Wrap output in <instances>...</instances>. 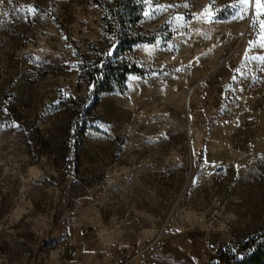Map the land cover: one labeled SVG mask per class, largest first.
<instances>
[{
  "label": "rangeland",
  "instance_id": "rangeland-1",
  "mask_svg": "<svg viewBox=\"0 0 264 264\" xmlns=\"http://www.w3.org/2000/svg\"><path fill=\"white\" fill-rule=\"evenodd\" d=\"M239 2L146 0L120 54L113 0H0V264H220L264 230V15ZM108 55L142 73L91 95Z\"/></svg>",
  "mask_w": 264,
  "mask_h": 264
},
{
  "label": "trees",
  "instance_id": "trees-1",
  "mask_svg": "<svg viewBox=\"0 0 264 264\" xmlns=\"http://www.w3.org/2000/svg\"><path fill=\"white\" fill-rule=\"evenodd\" d=\"M146 0H113L112 6L106 8L108 32L116 44V52L124 54L132 47L147 41L141 36H134L133 30L141 22ZM157 1V0H154ZM112 56L92 70L90 81L91 95L124 89L131 74H141L136 66L125 62L111 64ZM98 99V98H97ZM99 100L90 112L96 109ZM85 134V127L81 130ZM220 264H264V230L240 244L234 252H223L219 256Z\"/></svg>",
  "mask_w": 264,
  "mask_h": 264
},
{
  "label": "snow or ice",
  "instance_id": "snow-or-ice-1",
  "mask_svg": "<svg viewBox=\"0 0 264 264\" xmlns=\"http://www.w3.org/2000/svg\"><path fill=\"white\" fill-rule=\"evenodd\" d=\"M250 6L256 16L264 15V0H240L238 5H233L232 7H234L236 12L239 13L247 12ZM233 18H236V16L234 15ZM259 26L261 29H264V22H260ZM260 46L264 47V44H261ZM251 59H260L264 61V57H252Z\"/></svg>",
  "mask_w": 264,
  "mask_h": 264
},
{
  "label": "bare ground",
  "instance_id": "bare-ground-1",
  "mask_svg": "<svg viewBox=\"0 0 264 264\" xmlns=\"http://www.w3.org/2000/svg\"><path fill=\"white\" fill-rule=\"evenodd\" d=\"M249 129H250V127L248 128L246 125L245 126H243L242 127V130H243V133H246V136H247V138L244 140V139H242V136H239V138H238V140L236 141V142H234L233 143V145H234V147L235 148H237L238 147V145H244V147L245 148H247V147H251L252 145H253V143H254V141H253V136L250 134V132H249ZM136 140V139H135ZM140 140V139H139ZM147 141L149 142V143H147V145L148 146H145L144 148H142L141 149V151H140V149L138 150L139 152H142V151H144V153H149V155H152V153H153V148H155V147H153V145H151V143L152 142H155L152 138H148L147 139ZM142 142V141H141ZM143 144H144V142H143ZM153 144V143H152ZM152 146V147H151ZM155 150V149H154ZM156 151H157V149H156ZM222 155L223 154H218L217 156V161H221V159H222ZM150 158V157H149ZM216 161V162H217ZM216 183L218 184V185H221L222 183H220V182H218V181H216Z\"/></svg>",
  "mask_w": 264,
  "mask_h": 264
},
{
  "label": "built area",
  "instance_id": "built-area-1",
  "mask_svg": "<svg viewBox=\"0 0 264 264\" xmlns=\"http://www.w3.org/2000/svg\"><path fill=\"white\" fill-rule=\"evenodd\" d=\"M162 242H161V240H156L154 243H153V245H152V249L155 251V252H159V251H161V249H162ZM76 255L75 254H72V257H75Z\"/></svg>",
  "mask_w": 264,
  "mask_h": 264
}]
</instances>
